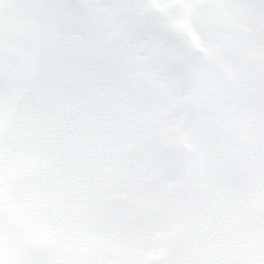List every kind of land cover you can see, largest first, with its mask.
<instances>
[{
	"label": "snow or ice",
	"instance_id": "1",
	"mask_svg": "<svg viewBox=\"0 0 264 264\" xmlns=\"http://www.w3.org/2000/svg\"><path fill=\"white\" fill-rule=\"evenodd\" d=\"M0 264H264V0H0Z\"/></svg>",
	"mask_w": 264,
	"mask_h": 264
}]
</instances>
